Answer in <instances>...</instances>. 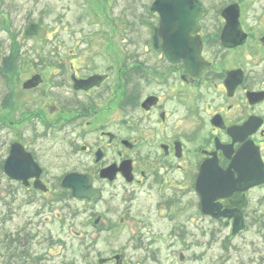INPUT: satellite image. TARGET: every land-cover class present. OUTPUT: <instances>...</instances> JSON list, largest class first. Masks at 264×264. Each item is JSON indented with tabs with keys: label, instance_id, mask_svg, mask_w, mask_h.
<instances>
[{
	"label": "flooded vegetation",
	"instance_id": "obj_1",
	"mask_svg": "<svg viewBox=\"0 0 264 264\" xmlns=\"http://www.w3.org/2000/svg\"><path fill=\"white\" fill-rule=\"evenodd\" d=\"M198 1L203 12L197 30L189 34L199 45L192 64L184 57L171 62L163 50L153 47V29L142 23L146 19L159 26V14L150 12V5L134 29L143 46L133 55L124 53L125 25L120 16L106 27L115 53H78L69 59L8 55L12 65L8 76L14 67L24 66L31 68L29 77L39 73L47 80L45 68L58 66L71 94L69 102L54 104L49 112L54 116L42 107L28 111L21 106L16 117L9 95V127L26 120L44 126L34 127V132H45L9 135L8 170L22 177L8 175L17 186H11L8 197L15 199V190L22 188L29 201L47 200L40 207L50 211V205L63 198L93 202L121 189L122 197L141 201L139 217L179 222L182 233L192 216L202 217L230 233L232 218L202 212L198 188L204 178L199 174L205 166L208 182L220 170L231 169L237 178L231 166L234 156L243 167L257 151L264 166V0H215L211 10V0ZM90 77H97L93 85L76 87ZM28 112L36 116L25 115ZM93 123L84 135L88 139L79 141L76 134L69 140L60 138L65 128L60 124L86 129ZM66 174H72L67 188L62 186ZM261 187L264 183L215 198L213 203L222 209L242 214L245 228L236 236L251 226L250 192ZM73 188L85 190L89 197H74ZM228 199L242 205L227 206ZM100 219L96 214L93 223Z\"/></svg>",
	"mask_w": 264,
	"mask_h": 264
},
{
	"label": "rangeland",
	"instance_id": "obj_2",
	"mask_svg": "<svg viewBox=\"0 0 264 264\" xmlns=\"http://www.w3.org/2000/svg\"><path fill=\"white\" fill-rule=\"evenodd\" d=\"M150 2L0 0V62L10 46L13 53L22 55L20 58L28 55L69 59L71 54L78 53H115L111 50L112 35H107L106 27L113 25L118 16L125 25L124 53L133 55L143 46L138 45L140 36L134 29L139 27L138 17L145 13ZM210 3L211 10L215 0ZM32 20L47 27L48 33L43 39L22 38L24 26ZM57 68L46 67L47 80L43 75L39 87L32 91H23L21 87L31 68L14 67L9 76L8 72L4 75L0 72V264H100L98 258L116 252L125 255V264H264V187L251 190L250 201L257 219H253L251 226L239 236H231L222 224L220 230L217 229L215 222L202 217L192 216L183 233L179 230V222L139 217L141 201L131 202L128 196L122 197L121 189L106 192L93 202L63 198L60 204L50 205V211L40 207V203L47 200L39 197L37 201H29L22 188L18 192L15 190V199L8 197L11 186L17 187L2 169L9 135L45 132H34V127L42 129L44 126L30 125L26 120L17 127H9V95L13 97V117L20 115L18 108L21 106H26L28 111L42 107L46 114L54 116L49 113L54 110V104L63 105L71 98L69 86L63 83ZM25 115L36 116L29 112ZM95 124L86 129L60 124L65 126L60 138L69 140L76 134L79 141L88 139L84 135ZM96 214L101 216L97 225L93 223ZM98 225L101 227L97 228ZM8 248L15 256L11 260ZM181 253L183 259L179 260ZM103 264H114V261Z\"/></svg>",
	"mask_w": 264,
	"mask_h": 264
},
{
	"label": "water",
	"instance_id": "obj_3",
	"mask_svg": "<svg viewBox=\"0 0 264 264\" xmlns=\"http://www.w3.org/2000/svg\"><path fill=\"white\" fill-rule=\"evenodd\" d=\"M151 11H157L160 16V25L156 28L150 21L143 20L144 23L149 24L153 29V46L159 52L164 50L167 58L170 61H178L184 57L190 64L197 58L195 55L199 53V45L197 39L189 36L191 32H195L198 28V19L202 14L203 7L198 0H153L151 3ZM46 28L41 27L36 23L29 24L24 29V37H44ZM160 34L162 42H160ZM190 68L191 65H190ZM96 77H90L87 80L79 81L76 87H83L84 85H91L95 82ZM40 81L38 75H34L23 83V87H29L37 84ZM245 148V145H243ZM242 153V151L240 150ZM243 154V153H242ZM249 158L250 155L247 154ZM252 161H249L245 166L239 167L236 163L237 156L231 163V166L237 171L238 177L233 178L232 170L217 171L214 178L210 182L206 177L207 171L205 166L200 170L199 178L203 177L204 181L199 185L201 193L202 211L213 216L233 217L232 234L238 232L243 228L244 222L240 212L233 209L221 210L218 204H214L217 197L229 195L234 190H244L250 186L264 182V168L259 162L258 151L257 154H252ZM3 169L6 175L8 174L15 178H21L20 174L8 170V158L5 159ZM72 174H68L63 178V185L69 186ZM88 183L86 182V185ZM215 191L214 194L210 191ZM73 195L82 197L87 196L85 190L73 188ZM229 204L237 203L228 201ZM241 204V203H238ZM115 264H124L120 254L112 256ZM183 259V254L179 255V260ZM106 258H99L98 262H104Z\"/></svg>",
	"mask_w": 264,
	"mask_h": 264
},
{
	"label": "trees",
	"instance_id": "obj_4",
	"mask_svg": "<svg viewBox=\"0 0 264 264\" xmlns=\"http://www.w3.org/2000/svg\"><path fill=\"white\" fill-rule=\"evenodd\" d=\"M9 19H10V17H9V14H8V20ZM10 52L13 53L12 48H11ZM15 54H17V52H15ZM10 63H11V59H10L9 56L5 55V56L2 57L1 62H0V72L3 75L5 74V72H8V70L12 69V65H10ZM8 245H9V241H8ZM12 257L14 258L15 256L13 255V253L10 252V249L8 248V259L11 260Z\"/></svg>",
	"mask_w": 264,
	"mask_h": 264
}]
</instances>
